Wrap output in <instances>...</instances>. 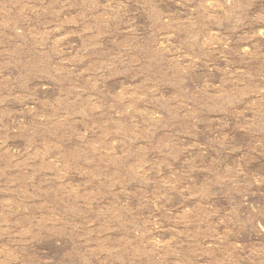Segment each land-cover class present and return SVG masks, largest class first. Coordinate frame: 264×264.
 <instances>
[{
	"label": "rangeland",
	"instance_id": "374dc122",
	"mask_svg": "<svg viewBox=\"0 0 264 264\" xmlns=\"http://www.w3.org/2000/svg\"><path fill=\"white\" fill-rule=\"evenodd\" d=\"M0 264H264V0H0Z\"/></svg>",
	"mask_w": 264,
	"mask_h": 264
}]
</instances>
